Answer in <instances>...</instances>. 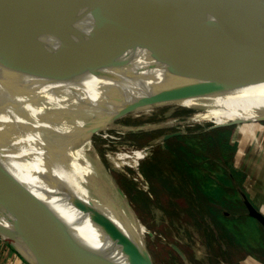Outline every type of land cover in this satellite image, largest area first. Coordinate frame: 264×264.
Returning <instances> with one entry per match:
<instances>
[{
	"label": "bare ground",
	"instance_id": "obj_1",
	"mask_svg": "<svg viewBox=\"0 0 264 264\" xmlns=\"http://www.w3.org/2000/svg\"><path fill=\"white\" fill-rule=\"evenodd\" d=\"M160 1L133 0L122 15L138 22ZM262 6L264 0H227L182 13L137 35V45L123 52L0 49V199L23 228L59 230L76 248L18 237L0 205L1 238L31 264H151L145 244L134 237L135 247L126 243L122 222L119 232L107 217L120 219L130 207L108 172L85 158L87 137L132 109L137 116L174 106L196 110L207 115L193 124L203 129L264 120V71L233 66L201 43L164 57L151 53L172 35L211 33L264 60ZM59 59L82 63L57 64ZM122 68L130 69L129 79L107 72ZM141 157L136 152L133 161ZM115 239L122 256L109 245Z\"/></svg>",
	"mask_w": 264,
	"mask_h": 264
},
{
	"label": "rangeland",
	"instance_id": "obj_2",
	"mask_svg": "<svg viewBox=\"0 0 264 264\" xmlns=\"http://www.w3.org/2000/svg\"><path fill=\"white\" fill-rule=\"evenodd\" d=\"M203 116L207 115L180 106L139 116L132 109L90 131L85 158L108 172L130 207L120 219L107 217L118 231L124 226L126 243L135 247L134 237L145 244L151 264H264V216L258 220L248 214V208L257 211L258 205L247 199L253 190L249 175L232 165L246 137L256 138L262 146L264 120L209 129L193 126ZM145 123L161 124L137 127ZM136 152L142 157L133 161ZM129 214L145 233L128 222ZM118 243L109 241L122 256L125 251Z\"/></svg>",
	"mask_w": 264,
	"mask_h": 264
},
{
	"label": "water",
	"instance_id": "obj_3",
	"mask_svg": "<svg viewBox=\"0 0 264 264\" xmlns=\"http://www.w3.org/2000/svg\"><path fill=\"white\" fill-rule=\"evenodd\" d=\"M132 1L62 0L35 3L28 0H0V49L16 53L46 49L59 53L86 50L123 52L130 45H137V35L182 13L191 14L227 0H162L149 7L138 22L122 15ZM192 7L196 9L190 11ZM261 13L264 15L263 6ZM196 43L205 44L206 47H201L203 50L217 52L233 66L264 71V60L243 55L226 39L211 33L172 35L160 47L151 49V53L164 57ZM0 205L12 217L9 219L10 229L18 237L27 241L57 243L69 250L76 248L72 239L59 230L37 225L23 228L1 199ZM248 214L255 219H263L253 208H248Z\"/></svg>",
	"mask_w": 264,
	"mask_h": 264
},
{
	"label": "crops",
	"instance_id": "obj_4",
	"mask_svg": "<svg viewBox=\"0 0 264 264\" xmlns=\"http://www.w3.org/2000/svg\"><path fill=\"white\" fill-rule=\"evenodd\" d=\"M243 141L246 142L245 144H251V148L246 147L243 142L238 144L232 165L244 170L249 175L247 180L253 190L249 191L247 199L252 204L257 202V211L264 216V142L259 147L260 143L254 137H246ZM261 260L264 261V258ZM0 264L29 263L13 246L7 245L2 238L0 239Z\"/></svg>",
	"mask_w": 264,
	"mask_h": 264
}]
</instances>
